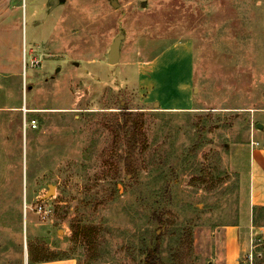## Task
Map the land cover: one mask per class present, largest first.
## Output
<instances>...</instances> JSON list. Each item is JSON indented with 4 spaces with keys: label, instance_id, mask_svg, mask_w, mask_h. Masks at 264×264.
Masks as SVG:
<instances>
[{
    "label": "rangeland",
    "instance_id": "374dc122",
    "mask_svg": "<svg viewBox=\"0 0 264 264\" xmlns=\"http://www.w3.org/2000/svg\"><path fill=\"white\" fill-rule=\"evenodd\" d=\"M51 1L0 0V264L29 244L58 264H144L156 244L165 264H264V0Z\"/></svg>",
    "mask_w": 264,
    "mask_h": 264
},
{
    "label": "trees",
    "instance_id": "16d2710c",
    "mask_svg": "<svg viewBox=\"0 0 264 264\" xmlns=\"http://www.w3.org/2000/svg\"><path fill=\"white\" fill-rule=\"evenodd\" d=\"M117 129L121 131L126 137L127 143V153L125 156V167L129 174L133 173V158L137 148L138 140H141L143 137V122L139 116L133 114H124L123 120L117 123ZM95 229L90 226L76 225L73 226V235L74 240L82 239L85 242L92 244V237L94 235ZM29 264H41L54 262L59 260H64L68 258H57L55 256H49L46 253L39 255L34 254V247L29 244ZM144 264H165L161 258V249L160 245L156 244L151 248L146 250V256Z\"/></svg>",
    "mask_w": 264,
    "mask_h": 264
},
{
    "label": "crops",
    "instance_id": "0c3cea01",
    "mask_svg": "<svg viewBox=\"0 0 264 264\" xmlns=\"http://www.w3.org/2000/svg\"><path fill=\"white\" fill-rule=\"evenodd\" d=\"M152 66H153V62L149 64V68H151ZM191 78L193 79V73ZM187 92L189 94V89ZM189 100L192 101V98ZM192 107L193 106L186 105L183 108H170V107H162V108L168 110H188L189 108ZM248 176H249V180H248L249 203L251 209L264 211V144L258 142L256 143V145H254V148H252L249 159ZM58 263L59 262H48L41 264H58ZM62 264H72V263H62Z\"/></svg>",
    "mask_w": 264,
    "mask_h": 264
},
{
    "label": "water",
    "instance_id": "95a60500",
    "mask_svg": "<svg viewBox=\"0 0 264 264\" xmlns=\"http://www.w3.org/2000/svg\"><path fill=\"white\" fill-rule=\"evenodd\" d=\"M66 0H53L50 2L51 7H53L54 5H56L57 3H63ZM122 39H123V35L120 34L118 35L111 47H110V51H109V56H108V63L110 65H116L119 63L120 61V57H121V43H122ZM259 127H261V125L259 124ZM54 187H50V192L49 195L53 193Z\"/></svg>",
    "mask_w": 264,
    "mask_h": 264
},
{
    "label": "built area",
    "instance_id": "2783aa9c",
    "mask_svg": "<svg viewBox=\"0 0 264 264\" xmlns=\"http://www.w3.org/2000/svg\"><path fill=\"white\" fill-rule=\"evenodd\" d=\"M32 127H35V121H31ZM34 124V125H33ZM36 213L41 217L43 221H49L54 213L52 207L44 202L38 203L35 206Z\"/></svg>",
    "mask_w": 264,
    "mask_h": 264
}]
</instances>
